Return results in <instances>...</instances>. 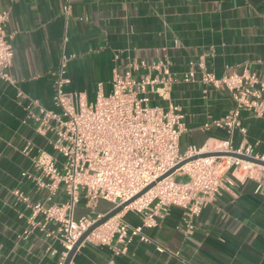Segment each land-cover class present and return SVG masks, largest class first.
Returning a JSON list of instances; mask_svg holds the SVG:
<instances>
[{"label": "crops", "instance_id": "crops-1", "mask_svg": "<svg viewBox=\"0 0 264 264\" xmlns=\"http://www.w3.org/2000/svg\"><path fill=\"white\" fill-rule=\"evenodd\" d=\"M1 11L7 12L13 59L7 69L11 81L0 77V264H58L63 249L47 235L51 225L21 236L30 211L12 193L20 189L33 200L39 197L32 184L19 179L30 164L21 147L26 141L45 146L18 92L56 110L52 72L62 55L69 80L64 90L80 92L88 102L98 83L110 92L115 71L158 75L141 62L167 61L175 79L169 93L163 98L153 90L149 97L152 104L172 103L184 113L182 154L189 146L216 148L226 136L224 130L203 128L224 116L232 100L224 87L204 90L200 62L216 76L248 71L264 82V0H0ZM190 70L195 80L185 81ZM241 124L245 131L234 130L232 146L250 145L263 154L264 113L243 111ZM224 175L233 184L202 209L192 228L187 229L184 210L171 206L156 225L142 227L150 242L134 238L114 254L108 245L84 240L70 264H264V167L230 166ZM111 206L99 199L95 212ZM89 213L81 197L75 216ZM122 215L128 224L141 225L137 212Z\"/></svg>", "mask_w": 264, "mask_h": 264}, {"label": "built area", "instance_id": "built-area-1", "mask_svg": "<svg viewBox=\"0 0 264 264\" xmlns=\"http://www.w3.org/2000/svg\"><path fill=\"white\" fill-rule=\"evenodd\" d=\"M6 20L7 12L1 11L0 77L11 81L7 69L12 63L13 47L5 31ZM175 43L178 45L177 40ZM66 62L67 58L62 55L52 72L53 105L57 111L18 92L26 100V107L31 108L35 131L45 138V146L36 147L26 141L21 147L30 164L21 170L19 179L32 184L33 193L39 197L33 200L20 189L12 192L30 211L21 236L26 237L36 228L46 231L51 225L47 235L58 239L63 248L58 264H63L77 239L103 216L104 213L95 212L99 199L110 202L113 208L155 182L84 239L108 245L114 254H119L134 238L150 242L142 227L156 225L171 206L184 210L187 229L192 228L193 219L202 209L221 189L233 184L224 175L229 166L246 169L251 165L260 166L229 156L200 157L156 181L183 158L204 150L189 146L182 154L180 140L187 130L184 113L172 103L163 106L150 101L149 93L153 90L165 98L175 80L167 61L141 62L158 75L136 77L129 69L123 73L115 71L110 92L105 94L102 84L98 83L91 102L80 92L64 90L69 82L65 77ZM198 66L204 90L209 86L224 87L232 100L224 116L203 125L205 130L225 131L226 136L217 141L216 150L240 152L264 160V153H255L250 145L235 148L231 142L234 130L245 131L241 124L243 111L256 117L263 115L264 82L254 72L227 70L216 76L202 62ZM194 78L193 70L183 76L185 81H194ZM59 194L64 196L62 200H56ZM81 197L85 198L90 213L76 217L75 209ZM128 210L140 214L141 225L132 226L124 220L122 213Z\"/></svg>", "mask_w": 264, "mask_h": 264}, {"label": "water", "instance_id": "water-1", "mask_svg": "<svg viewBox=\"0 0 264 264\" xmlns=\"http://www.w3.org/2000/svg\"><path fill=\"white\" fill-rule=\"evenodd\" d=\"M207 156H229L232 158H237L246 162H250L253 164H257L260 165L262 167H264V160L260 159V158H256L254 156H250V155H246L240 152H235V151H228V150H203L198 152L197 154H194L192 156H188L183 158L180 162H178L175 166L171 167L169 170H167L162 176H160L159 178H157L156 181L161 180L164 177H167L169 175H171L175 170H177L178 168H180L181 166H183L185 163L200 158V157H207ZM155 182H151L149 185H147L145 188H143L140 192H138L135 196H133L132 198L124 201L121 204H118L116 206H114L113 208H111L110 210H108L107 212H105L103 214V216L99 219H97L78 239L77 241L74 243V245L72 246V248L68 251L66 257L64 258L63 264H70L71 259L75 253V251L77 250V248L79 247V245L84 241L85 237L90 233V231H92L94 228H96L98 225H100L101 223H103L104 221H106L107 219H109L110 217H112L113 215L117 214L118 212H120L126 205H128L130 202H132L136 197H138L139 195L143 194L145 191H147L150 187H152L154 185Z\"/></svg>", "mask_w": 264, "mask_h": 264}, {"label": "bare ground", "instance_id": "bare-ground-1", "mask_svg": "<svg viewBox=\"0 0 264 264\" xmlns=\"http://www.w3.org/2000/svg\"><path fill=\"white\" fill-rule=\"evenodd\" d=\"M219 148V146L218 147H216V148H212V147H210V146H206L204 149L205 150H216V149H218ZM246 164V163H245Z\"/></svg>", "mask_w": 264, "mask_h": 264}, {"label": "rangeland", "instance_id": "rangeland-1", "mask_svg": "<svg viewBox=\"0 0 264 264\" xmlns=\"http://www.w3.org/2000/svg\"><path fill=\"white\" fill-rule=\"evenodd\" d=\"M231 166H237V165H231ZM229 167H230V166H229ZM239 167H241V166H239ZM179 176H180V177L183 176V172H182V171L179 172Z\"/></svg>", "mask_w": 264, "mask_h": 264}]
</instances>
